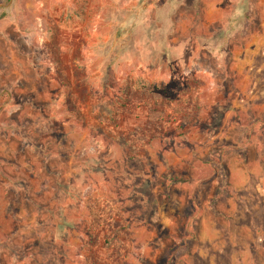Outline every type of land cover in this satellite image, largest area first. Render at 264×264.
Segmentation results:
<instances>
[{
  "label": "rangeland",
  "instance_id": "374dc122",
  "mask_svg": "<svg viewBox=\"0 0 264 264\" xmlns=\"http://www.w3.org/2000/svg\"><path fill=\"white\" fill-rule=\"evenodd\" d=\"M70 2L0 0V264H264V1L212 49Z\"/></svg>",
  "mask_w": 264,
  "mask_h": 264
},
{
  "label": "crops",
  "instance_id": "0c3cea01",
  "mask_svg": "<svg viewBox=\"0 0 264 264\" xmlns=\"http://www.w3.org/2000/svg\"><path fill=\"white\" fill-rule=\"evenodd\" d=\"M62 1V0H61ZM69 5V15L70 19L73 21L75 19V23L79 20V3L78 0H70ZM122 1V0H119ZM147 1H156L158 3H162L163 9H166V16L170 18L172 22V30H168L166 41L168 44L172 46H181L182 48H218V43L220 39H218L219 34L223 33V31H232L233 26L223 23V18L225 16H230L234 12V14H238L239 5H235L233 9H230V5L227 4L225 7L224 1L226 0H147ZM228 1V0H227ZM243 4L250 5V9H253L255 0H241ZM264 1V0H263ZM226 9L229 12H226ZM241 9V8H240ZM249 8H247V15H249ZM231 10V11H230ZM234 10V11H233ZM251 11V10H250ZM60 15H63V12L60 11ZM164 12V13H165ZM131 13V12H130ZM130 13L128 15H124L123 19L121 18L120 22H115L114 25H124L127 23L126 19L130 17ZM135 15V14H133ZM156 16L154 13L151 17L146 18V22L148 23L154 21ZM61 19V17H60ZM74 23V25H75ZM113 24V23H112ZM78 25V24H77ZM162 24L158 23L156 27L161 28ZM76 26V25H75ZM87 26L88 30H91V33L96 32V27L90 25ZM148 26V24H147ZM113 28V25H111ZM125 27V26H123ZM60 31H62L63 27L58 26ZM77 30L75 27L72 29ZM114 30V29H113ZM159 32V31H156ZM160 35V32L157 33L156 37ZM116 37V36H115ZM119 41H125L121 36L116 37ZM62 49V46H59ZM209 49V50H211ZM148 63H152V61H147ZM46 124L43 123L40 127L45 128Z\"/></svg>",
  "mask_w": 264,
  "mask_h": 264
}]
</instances>
